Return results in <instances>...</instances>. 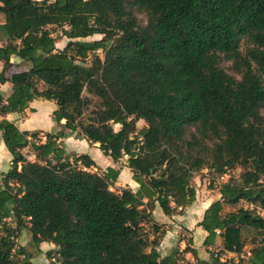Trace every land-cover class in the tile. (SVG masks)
Returning <instances> with one entry per match:
<instances>
[{
	"label": "trees",
	"instance_id": "16d2710c",
	"mask_svg": "<svg viewBox=\"0 0 264 264\" xmlns=\"http://www.w3.org/2000/svg\"><path fill=\"white\" fill-rule=\"evenodd\" d=\"M132 9L149 15L146 26ZM0 14V83L12 85L10 96L0 94L11 157L0 187V264H25L15 260L26 258L24 249L13 252L14 234L25 228L32 244L55 247L46 254L58 264H229L213 254L198 259L191 240L161 256L165 230L152 213L158 206L181 215L195 201L200 171L221 177L236 166L238 178L220 185V200L198 223L203 245L220 237L223 251L240 254L248 228L260 239L246 263L264 264V217L255 211H264V0H0ZM221 55L240 80L218 66ZM11 56L28 69L6 78ZM35 99L54 102L52 121L64 122L43 139L4 118ZM68 134L98 144L115 163L127 157L138 190L111 191L119 170L99 175L89 156L71 158L62 144ZM240 202L253 209L223 214V204Z\"/></svg>",
	"mask_w": 264,
	"mask_h": 264
},
{
	"label": "crops",
	"instance_id": "0c3cea01",
	"mask_svg": "<svg viewBox=\"0 0 264 264\" xmlns=\"http://www.w3.org/2000/svg\"><path fill=\"white\" fill-rule=\"evenodd\" d=\"M4 22V17L0 14V24ZM5 40L0 37V47L3 46ZM10 63L13 65L10 70L5 73V77L8 78L10 74L17 73L28 69V64H23L18 58L11 56ZM3 69V62H0V72ZM12 93V85L10 82L0 83V94L3 98H7ZM43 99H35L30 104L29 107L21 114L11 113L7 114L4 118L8 121L13 122L19 130L21 131H43L45 133H56L61 130L63 121L60 123H55L52 121L53 111L56 106L52 104L41 103ZM46 101V100H45ZM54 103V102H53ZM43 104V105H42ZM55 105V104H54ZM1 119V118H0ZM75 135H67L62 139V144L64 150L67 154L75 153L89 156L95 163L93 168L95 171L99 170L105 173L107 168H114L119 170V175L116 181L113 183L115 189L118 192L121 189L129 188L133 192L138 190V184L132 180V173L126 167V162H113L110 157L104 156L98 149V144H93L86 141L85 139ZM89 144L94 145L96 148H91ZM84 145L86 148H84ZM0 153H4L9 161L11 160L10 155L6 152L0 133ZM9 169V168H8ZM6 173V171H4ZM125 173L123 179H121V174ZM199 191L196 189L195 201L188 207L184 208L181 215L166 216L163 215L162 211L158 206L155 207L152 217L154 221L161 225L165 230L163 238L160 240L158 252L161 256L167 255L171 250L178 248L182 251L186 247V235L189 234L192 237L191 245L189 246L196 252V256L200 260L209 261L208 251H221L222 239L217 237L213 246H204L203 242L207 236L206 232L198 226L201 221L204 211L208 206L217 200H220V195L217 193H208V196L201 198ZM178 243V244H177ZM178 245V247H177ZM37 251L39 254L43 255L48 251L55 249L51 243L43 242L37 245ZM208 250V251H207ZM234 256L230 254L228 257ZM187 261L195 263L192 255L190 253L184 254ZM192 257V259H190ZM236 264V262H235Z\"/></svg>",
	"mask_w": 264,
	"mask_h": 264
},
{
	"label": "rangeland",
	"instance_id": "374dc122",
	"mask_svg": "<svg viewBox=\"0 0 264 264\" xmlns=\"http://www.w3.org/2000/svg\"><path fill=\"white\" fill-rule=\"evenodd\" d=\"M133 15L136 17V21H137V25L139 28H143L144 26L147 25L148 21H149V15L146 12H142L139 11L137 9H132L131 10ZM56 33L57 35H59L60 33V28H56ZM61 38V37H60ZM101 36L99 35H95L92 38H89L88 41H92V40H98L100 39ZM66 43V39L61 38L58 40V42L56 43V47L58 49L62 48L64 46V44ZM248 47L247 43H243L241 46V52H245L246 48ZM98 55L100 57H102V53L98 52ZM86 64H88V61L85 62ZM218 66L229 76H231L232 78H234L235 80H240V74H238L235 69L233 68V64L230 61H227L223 58V56L221 55L219 57L218 60ZM86 95V94H84ZM43 104H52L55 108V105L52 101H45V100H41ZM42 104V105H43ZM98 106V101L96 99H92V103L89 106V111L95 109ZM87 114V113H86ZM261 114L264 116V112L262 111ZM136 127L138 130H141L145 127V123L143 121H138L136 123ZM62 129V127H61ZM119 126L115 125L114 126V130H118ZM39 132V136L43 139V134L45 132L43 131H38ZM187 133H190V131H188ZM76 138L77 135H75ZM91 148H96L94 145L89 144ZM84 148H86V146L84 145ZM6 150V149H5ZM7 152V150H6ZM8 153V152H7ZM22 153L29 159V160H33L34 158L31 155V152L29 149H25L22 151ZM9 154V153H8ZM71 158H73L74 156H79L82 154H75V153H70L68 154ZM127 157H123L119 162H126ZM8 168H10V161L7 158V156L4 153H0V187L2 185V175L5 173L4 171H8ZM91 171L94 173H98L99 175H102L103 172L102 171H95L93 168H91ZM241 168L239 166H236L233 169L228 170L224 175H222L221 177L216 174L213 170H208V169H203L202 171H200L193 179V184L195 186V188L197 190H202L203 191H199V195L201 198H205L208 196V193H217L219 187L221 184L227 182V180L230 177H234V178H238L239 174L241 173ZM111 191L113 192H118L117 189H115V185L112 184L110 187ZM213 193H212V192ZM197 194V193H196ZM239 208H244V209H253V206L248 205L245 202H240L238 205L236 206H230L227 204H223V214L229 213V212H233L236 211ZM257 214H259L261 217H264V211H261L260 209H256L255 210ZM164 215V214H163ZM8 225L12 228L15 227L14 223L11 221L7 222ZM189 234L191 233H187L186 235V241L187 239L192 241V237L189 236ZM15 238H14V244H15V249H17L18 247H21L24 249L25 251V255L26 258H24V256H15V260L20 262V263H25V264H58V258L55 254H50V257L52 258H48L47 254H39V252L37 251V245L32 244L31 243V238H30V234L28 232V230L22 229L20 232H16L15 234ZM260 239V237L257 235L256 232H254L251 229L248 228H243L242 229V240L244 243V247L242 249L241 252H243V255L245 256L246 251H250V249L253 247V244L255 242H258ZM178 244V243H177ZM178 247V245H177ZM223 248V245H222ZM208 251V250H207ZM245 251V252H244ZM214 252H217L219 257L224 259L225 261H227V263L229 264H247V257L245 256V258H241L240 255L238 256V254L236 253H232V252H226V251H214L212 249V251H208L209 253V259H210V254H214ZM230 254H234V256H231L230 258L228 257ZM182 257H184V254L182 255ZM185 258V257H184ZM190 259H192V257H190Z\"/></svg>",
	"mask_w": 264,
	"mask_h": 264
},
{
	"label": "built area",
	"instance_id": "2783aa9c",
	"mask_svg": "<svg viewBox=\"0 0 264 264\" xmlns=\"http://www.w3.org/2000/svg\"><path fill=\"white\" fill-rule=\"evenodd\" d=\"M15 251V247H14V249H13V252ZM245 252V251H244ZM240 255V257L241 258H245V256L246 257H248L249 256V251H246V253H245V256L243 255V252H241L240 254H238V256ZM213 256L215 257V258H218L220 261H225L224 259H222V258H220L219 257V255H218V253L217 252H214V254H213Z\"/></svg>",
	"mask_w": 264,
	"mask_h": 264
}]
</instances>
